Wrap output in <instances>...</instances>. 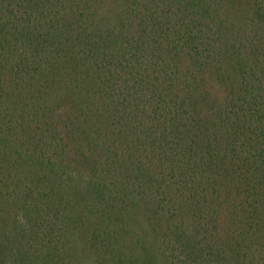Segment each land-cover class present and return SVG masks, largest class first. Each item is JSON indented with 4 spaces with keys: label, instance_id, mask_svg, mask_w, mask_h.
Returning <instances> with one entry per match:
<instances>
[{
    "label": "trees",
    "instance_id": "16d2710c",
    "mask_svg": "<svg viewBox=\"0 0 264 264\" xmlns=\"http://www.w3.org/2000/svg\"><path fill=\"white\" fill-rule=\"evenodd\" d=\"M0 264H264V0H0Z\"/></svg>",
    "mask_w": 264,
    "mask_h": 264
}]
</instances>
